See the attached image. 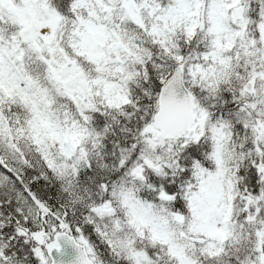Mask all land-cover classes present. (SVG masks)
Returning <instances> with one entry per match:
<instances>
[{
  "label": "snow or ice",
  "instance_id": "obj_1",
  "mask_svg": "<svg viewBox=\"0 0 264 264\" xmlns=\"http://www.w3.org/2000/svg\"><path fill=\"white\" fill-rule=\"evenodd\" d=\"M0 264H264V0H0Z\"/></svg>",
  "mask_w": 264,
  "mask_h": 264
}]
</instances>
